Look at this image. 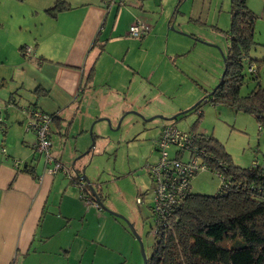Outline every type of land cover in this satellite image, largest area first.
<instances>
[{"label":"rangeland","instance_id":"1","mask_svg":"<svg viewBox=\"0 0 264 264\" xmlns=\"http://www.w3.org/2000/svg\"><path fill=\"white\" fill-rule=\"evenodd\" d=\"M126 1V8L142 14L138 21L150 31L143 38L128 35L127 16L114 30L113 12L100 37L106 43L104 55L96 56L100 51L97 46L88 59V71L93 66L95 69L91 86L62 116L60 124L52 123L51 155L68 174L54 178L47 211L61 217L46 215V226L50 221L55 223L54 234L43 241L37 239L36 252L25 258V264H144L140 243L129 225L141 237L150 257L156 188L150 168L161 156L155 141L164 125H173L180 133L214 136L236 166L264 167V131L257 119L204 100L218 86L225 70L224 56L232 43L228 34L231 0H150L143 11L140 3L132 6L135 0ZM247 4L257 19L255 44L249 52L250 61L244 64L243 96L257 85L250 62L253 70L258 69L264 88V0H248ZM20 21L13 23L15 29H19ZM34 31H40V24L36 25L25 10V34ZM65 43L62 53L68 51L69 44ZM28 95L26 92L25 102ZM36 101L53 105L48 97H37ZM197 105L196 110L177 120L161 119ZM20 110L25 114V157L35 159L38 169L43 170L46 158L35 151L38 136L28 127L34 120L30 116L34 108L25 103ZM1 122L4 117L0 119L3 128ZM11 138L12 133L7 134L6 145L11 146ZM167 151L175 157L178 148L170 146ZM181 160L189 162L190 154H182ZM221 183L217 173L200 170L191 180L192 193L215 196ZM90 186L106 210L84 201V197L90 198Z\"/></svg>","mask_w":264,"mask_h":264},{"label":"crops","instance_id":"2","mask_svg":"<svg viewBox=\"0 0 264 264\" xmlns=\"http://www.w3.org/2000/svg\"><path fill=\"white\" fill-rule=\"evenodd\" d=\"M58 1L67 3L69 8L53 17L48 11ZM135 1L132 6L135 8L140 3L142 11L150 2ZM3 4L0 14V119L4 117L3 128L0 127V264H25V258L36 252L37 239L43 241L54 234L55 223L50 221L46 226V215L61 217L47 211L55 188L54 178L60 173L53 175L46 169L39 170L35 159L25 157V114L19 108L28 103L36 111L57 115L58 119L50 123L52 141V123L60 124L62 116L73 109L85 89L91 86L95 69L93 66L88 71V59L97 46L100 51L96 56L104 55L106 43L100 37L112 13H116V31L126 16L130 31L142 14L126 8V0H0V5ZM25 10L36 25L40 24L37 33L25 34ZM19 21L20 27L15 29L13 23ZM95 41H98L96 45ZM65 42L69 44L68 51L62 53ZM26 46L33 47L29 59H25ZM38 87L48 91L47 94L37 96L34 91ZM26 92L29 93L27 102ZM37 97H48L53 105H39ZM9 124L11 130L7 132ZM9 133L13 136L11 146L5 143ZM27 165L35 169L36 175L24 171ZM84 201L92 205L88 197Z\"/></svg>","mask_w":264,"mask_h":264},{"label":"trees","instance_id":"3","mask_svg":"<svg viewBox=\"0 0 264 264\" xmlns=\"http://www.w3.org/2000/svg\"><path fill=\"white\" fill-rule=\"evenodd\" d=\"M247 1L231 0L228 34L232 43L224 56L225 70L218 86L204 100L254 116L264 131V88L258 80V69L253 70L251 62L250 73L257 85L250 94H241L246 80L244 64L250 61L249 52L255 44L257 19ZM68 8L67 3L58 1L48 12L55 17ZM47 92L41 87L34 91L37 96ZM197 108L198 105L187 113H179L174 120ZM47 115L51 121L58 119L55 114ZM166 126H162L157 140ZM192 135L202 163L221 177V186L215 196H207L193 194L190 183L186 199L164 224L158 225L147 264H264V167L236 166L214 136ZM24 171L36 175L31 165L25 166ZM89 199L92 205L105 210L95 204L92 195Z\"/></svg>","mask_w":264,"mask_h":264},{"label":"built area","instance_id":"4","mask_svg":"<svg viewBox=\"0 0 264 264\" xmlns=\"http://www.w3.org/2000/svg\"><path fill=\"white\" fill-rule=\"evenodd\" d=\"M149 31V26L138 21L130 28L129 34L132 37L141 38ZM24 51L27 56H30L32 49L26 47ZM30 116L34 120L29 123L28 127L37 133L38 141L34 148L36 152L45 156V169L53 175L68 174L65 166L51 155L52 145L49 138L51 118L36 110L30 111ZM194 136L190 133H180L173 125H168L156 142V147L161 156L158 164L150 168L153 181L156 183L152 209L154 218L152 235L154 238L157 234L158 225L164 224L171 212L186 199L194 175L200 170H207V166L202 163L200 155L197 153L198 149L196 150ZM170 146L178 148L175 157H171L167 151ZM186 152L190 154V160L187 163L181 160L182 154Z\"/></svg>","mask_w":264,"mask_h":264},{"label":"water","instance_id":"5","mask_svg":"<svg viewBox=\"0 0 264 264\" xmlns=\"http://www.w3.org/2000/svg\"><path fill=\"white\" fill-rule=\"evenodd\" d=\"M194 108H196V106H195ZM194 108H192V109H194ZM189 111H190V110H188V111H186V112H184V113H187V112H189ZM176 117H177V116H174V117L169 118V119H165V118H161V119H163V120H168V121H172V120H174ZM151 120H152V119H150L149 121H151ZM82 180H84L85 183H87V184L90 185V182H89V180H88L86 177H83ZM83 188L86 189L85 184L83 185ZM90 190H91V195H92L93 198H94V202H95V204L98 205L101 209H105V207H104V205H103V203H102V201H101L100 196L98 195V193H97V192H96L91 186H90ZM105 210H106V209H105ZM114 215H116V214H114ZM116 216H117V215H116ZM129 226H130V228H131V230H132L134 236L136 237V239H137L138 242L140 243L141 252H142V254H143V258H144V264H147L148 257H147V255H146V253H145L144 244H143V242H142V239H141V237L137 234V232H136L135 229L132 227V225H129Z\"/></svg>","mask_w":264,"mask_h":264}]
</instances>
